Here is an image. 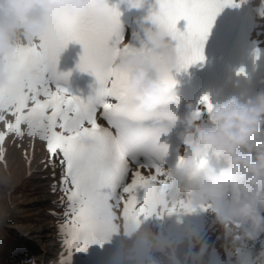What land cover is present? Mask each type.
<instances>
[{
  "label": "clouds",
  "instance_id": "9594fccd",
  "mask_svg": "<svg viewBox=\"0 0 264 264\" xmlns=\"http://www.w3.org/2000/svg\"><path fill=\"white\" fill-rule=\"evenodd\" d=\"M122 2L129 11H140L148 5L140 20L144 38L151 48H134L119 54L112 70L126 75L127 90L137 102L136 107L152 112L162 103L175 99L155 69L157 66L173 68L179 57L167 39L168 33L154 27L167 23L175 14V0H153L152 4L148 0ZM111 12L110 0H0V88L6 84L4 65L14 50L13 41L19 32L31 40L44 33L63 13L73 18L90 14L105 22ZM85 120L80 116L69 121L66 125L69 134L80 132ZM181 136L192 155L172 173L168 193L171 200L187 197L194 204H209L210 193L222 182L241 189L247 197L264 188V91L232 95L218 101L208 109L206 121L196 124L189 121ZM77 141L91 146L95 138L81 133ZM209 152L227 167L219 174L214 169H202L198 178H194L196 158ZM257 203L264 207V195L240 204L217 205L213 211L226 226L229 223L241 228L246 226L244 235L251 239L264 226V216ZM140 239L139 248L133 246L129 250L133 264H138L139 252L164 251L158 233L145 230Z\"/></svg>",
  "mask_w": 264,
  "mask_h": 264
},
{
  "label": "bare ground",
  "instance_id": "6f19581e",
  "mask_svg": "<svg viewBox=\"0 0 264 264\" xmlns=\"http://www.w3.org/2000/svg\"><path fill=\"white\" fill-rule=\"evenodd\" d=\"M251 2L255 9L251 34L254 41L264 43V0ZM37 42V37L26 39L22 31L13 41L14 50L7 60L9 72L6 73L7 80H10V97L6 95L0 101L3 121L0 131L6 123L12 122L8 114L12 111L16 114L19 100L23 99L29 105L37 99L34 93L31 96L27 92L19 95L16 90L23 80L27 81V76H18L17 73L26 69V60ZM22 127L27 131L26 126ZM30 138L39 139V136ZM14 139L23 141V137L14 136ZM11 141L7 136L0 145V264H86L79 258V253L66 248L71 231L70 212L74 205L68 197L61 196L65 192V184L54 178L59 169L42 161L45 153L39 154L31 143L22 156L7 157ZM178 200L183 204L187 198ZM175 204V200L170 199L158 213L145 204L141 205L139 213L145 217L146 225H142L134 238L129 239L135 244L128 247L123 264H133L129 250L133 246L139 248L142 243L140 237L146 228L159 234L160 247L164 251L139 252L138 264H264V226L249 239L244 235L246 226L241 228L231 223L226 226L213 209H203L199 228L192 227L188 241L189 236L183 233L184 211L180 218L172 215L171 209L176 208ZM157 223L159 231L156 230ZM163 238L168 245L163 243ZM182 242L186 243L185 247Z\"/></svg>",
  "mask_w": 264,
  "mask_h": 264
},
{
  "label": "snow or ice",
  "instance_id": "6c2138e0",
  "mask_svg": "<svg viewBox=\"0 0 264 264\" xmlns=\"http://www.w3.org/2000/svg\"><path fill=\"white\" fill-rule=\"evenodd\" d=\"M223 2L224 0H178V14L168 28L178 41L183 67L203 59V42ZM181 19L187 22L186 31L182 33L176 29V23ZM118 30L119 21L116 18H113L109 25L87 23L58 45L62 46L68 38L76 39L84 45L85 53L79 67L82 71L96 75L103 85V94L111 97L112 102H105L97 109L91 99L85 102L79 97L65 95L63 89L56 92L44 90L42 94L45 99H34L30 106L25 100H19L12 122L6 123L4 129L0 131V145L10 134L17 138L38 135L39 139L45 142L49 160L59 157L65 169L61 183L63 184L66 178L71 181L70 203L73 200L81 202L76 218L69 225L73 240L80 231L95 227L90 194L97 187L116 183L124 175L125 161L133 141L131 135L121 133L116 122L123 114L122 101L126 99L124 74L117 73L109 67L111 58L119 51L110 48L109 41L117 35ZM81 111L89 114L87 126L82 132L97 140V147L91 152L77 143L80 133L67 136L63 134L66 120L70 115ZM98 113L100 118L107 122L108 130L99 124ZM22 126H26V132ZM112 129L116 130L115 134ZM132 175L133 182L130 187L124 189L126 192H131L137 184L147 187V182L142 176ZM73 240H70L69 244Z\"/></svg>",
  "mask_w": 264,
  "mask_h": 264
},
{
  "label": "rangeland",
  "instance_id": "374dc122",
  "mask_svg": "<svg viewBox=\"0 0 264 264\" xmlns=\"http://www.w3.org/2000/svg\"><path fill=\"white\" fill-rule=\"evenodd\" d=\"M14 111H12L11 113L8 114V118L9 119H12L14 118ZM3 127V121L0 117V128ZM25 130V129H24ZM26 131V130H25ZM9 139H11V143L9 144L10 148H9V151L6 153L7 154V157H10V158H17L19 155H23V152L24 151H27L28 150V147L31 143V146L33 148H37V150L39 151V154H42L44 153L43 151V147H44V141H42L41 139H31L29 136L27 135H24L23 136V141H17V139H14V136H12L11 134L8 135ZM42 160H44L42 158ZM46 163H50V165L54 166V165H58L59 169L61 170L62 169V164L60 162V159L59 157H57L55 160H49V159H46L45 160ZM54 178L57 182H61V175L60 173H58L57 175H54ZM65 184V187H68L70 184L68 183H63ZM62 197H64L63 194H61ZM43 210V209H42ZM45 211V210H44ZM186 243L185 242H182V246L185 247Z\"/></svg>",
  "mask_w": 264,
  "mask_h": 264
}]
</instances>
